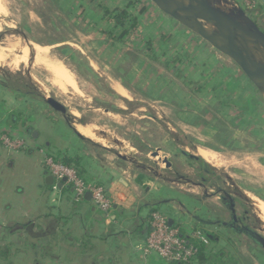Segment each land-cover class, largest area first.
Masks as SVG:
<instances>
[{
  "label": "rangeland",
  "instance_id": "374dc122",
  "mask_svg": "<svg viewBox=\"0 0 264 264\" xmlns=\"http://www.w3.org/2000/svg\"><path fill=\"white\" fill-rule=\"evenodd\" d=\"M232 1L256 19L264 30L262 1ZM108 6L112 9L116 4L112 0H0V58H4L0 62V94L14 96L21 101L18 108L22 117L18 129L28 132L30 140L34 133L40 136L43 149L36 150L35 163L41 161L42 167L47 170L46 143L52 142L59 149H69L72 146L67 140L68 133L78 136V125L92 128L100 137L107 139L106 146L79 132L83 136L80 140L90 148L96 160L95 168L102 173L99 178L104 177L105 181L85 179L103 186L114 205H124L128 198H125L121 188L110 192L104 182L116 180L117 183L120 178L130 185L132 197L139 205L146 203L145 196L141 197L146 187H135V181L140 175H145L148 178L144 182L150 190L154 189L151 186L160 185L185 193L190 197H187L188 202L195 199L202 201L201 208L192 209V216L202 215V220L209 226L195 227L193 221L191 223L186 219L181 229L191 238L196 231L202 230L218 236V245L222 249H215L207 264H264L259 258H264L261 248L217 225L218 221L227 222L222 198L230 194L237 200V210L248 211L251 224L264 234V225L251 202V198L264 202V89L254 87L255 96L248 97L246 103L241 101L243 106H248L244 111L243 108L238 109L235 100V104L230 100L227 107L206 105L197 124L189 125V115L184 116L186 113L182 110L186 105L180 108L178 104V101L189 102L186 95L188 88L183 87V82H176L178 86L170 94L161 88L159 95L157 87L146 91L144 86L142 88L139 82H135V74L139 75L140 68L135 67L139 57L134 53H130L129 61L125 62L132 78L125 75L122 79L120 70L124 69V65L120 68L118 63L111 62L113 57L119 59L121 52L118 47L112 48L114 44L111 42H119L99 31L101 25L100 21L94 20L95 14L86 15L89 9L96 14H105L109 21L108 12L113 10ZM32 45L50 48L51 55L70 73L72 83L65 80L58 82L42 65L36 64ZM26 49L29 51L24 59ZM123 61L125 59L119 62ZM114 78L128 93L120 88L117 89L120 94L114 91ZM50 98L60 103L66 113L57 112L49 106L46 99ZM253 103L257 108L255 112L251 110ZM155 153L158 155L154 156ZM205 153L213 159H206ZM118 154L129 160L120 159ZM165 159L170 162V167L163 162ZM194 159L204 161L209 170L201 172ZM3 165L0 170V264H46L44 260H35L29 251V244L34 243V240L26 242L29 235L43 236L50 223L57 221L55 227L58 231L70 232L69 240L79 239V215L69 218L76 211L65 207L58 189L52 188V212L62 218L36 217L31 211H39L41 205L35 202L37 196L34 197L32 188L27 187L28 179L17 167L8 171L7 162ZM183 202L184 199L175 198L169 211L157 210L167 217L184 211L187 212L184 216L188 217ZM94 208L97 221L104 218L103 227L107 231L106 224L110 219L95 205ZM84 220L83 224L89 227L90 219L82 217ZM5 248L7 250H3ZM62 248L58 247L60 255L63 254L60 252ZM147 250L145 253L137 252L134 248L137 258L131 259V252L127 249L123 261L128 264H141L140 260L147 263L155 255L161 264H169L156 251ZM57 262L66 264L63 257Z\"/></svg>",
  "mask_w": 264,
  "mask_h": 264
},
{
  "label": "crops",
  "instance_id": "0c3cea01",
  "mask_svg": "<svg viewBox=\"0 0 264 264\" xmlns=\"http://www.w3.org/2000/svg\"><path fill=\"white\" fill-rule=\"evenodd\" d=\"M112 2L116 4V7L111 9V7L108 6V8L113 10V12L116 10L127 9V12L130 15L134 16L137 19L138 23L137 28L132 31L129 36L124 37V42H119V44L117 42H111L112 44H114V46L110 45L114 49L115 47H118L121 50L120 53L118 52V58L120 60L125 59V61L119 62V59L115 57L111 58V62L113 64L115 63V65L118 63V67L120 65L121 68L124 65V69L120 70V76L122 77V79L125 75L128 78H132L131 75H129L130 72H127L125 68V62L129 61L128 56H130V53H134L139 57L136 59L137 65L135 67L138 66V68H140V72H138L139 75L137 76V74H135V82H139L142 88L144 86V88H146V91H152L157 87L159 95L160 93H162V91H160L161 88H163V90L165 89L167 94H170L171 92H173L172 89H175L176 86H178V83L176 82H183V87L188 88V94L186 95L189 98V102L186 103L187 101H178V104L180 108L185 105L188 106V108L185 106L182 110L184 113H186L184 114V116L189 115L188 124L193 126L197 124L196 122L199 119L200 114L202 112H205L206 107L209 105L210 107L213 104H217L220 106L223 105L227 107L230 103V100L233 104H235V100L238 102L235 104L238 109L243 108L242 110L244 111L246 108H248L247 105L243 106L241 101L244 100V103H246L248 101V97L254 95L255 86L247 80V78L242 74L239 68L227 57L216 51L200 37L196 36L194 33L182 27L179 23L163 14L156 8L154 4H152L148 0H112ZM92 14H95L94 20L100 21L99 24L101 26H99V31L101 33H111L115 38L121 35L122 29L120 27H117L116 24L111 20H106L105 14H96L95 11L89 9L86 10V15L88 17ZM262 16L263 15H261V17ZM115 79L116 78H114V80ZM117 80L118 79H116V82H114L116 85V88L113 87L114 91L119 93L117 89L120 88L128 93L122 83ZM132 80H134V78ZM198 97L202 99L198 100ZM9 99L11 100V103ZM184 102L186 104H184ZM20 104L21 101L18 100V98L14 96L8 97L6 95H2V93L0 94V134L7 133L16 137H22L29 144L28 149L18 155H11L0 144V170L2 169V167H4V162H7L8 171H13V169L17 167L19 171L22 172L24 176H26V178L28 179L27 187L32 188L31 192L35 193L34 197L37 196L35 202H39V204L41 205L40 210H32V214L43 219H61V216L57 217L56 214L52 212L53 208L50 205V195L52 193V188H55L56 186H50L47 183V177L50 175V173L42 167L41 161L35 163L34 160V158H36L34 156V154L37 152L36 150L42 147L41 140L39 138L40 136L32 135V140H30V137L28 138V132H22L18 129V122L22 117L21 110L18 108ZM197 106L198 108L196 111ZM256 109L257 108H255V105L253 103V106L251 108L252 112H255L254 110ZM67 137V140L68 142H70L72 148L68 147L69 149H59L52 142L46 143V148L48 149V151H51L52 154L64 152V154H67L71 157L74 155L78 156L81 159L80 164L88 180L103 181L104 177L103 179L99 178L102 173L100 174V172H98L95 168L96 160L94 156L91 155L90 148H87L86 145L80 140V137L75 134L68 133ZM26 159L28 162L25 163ZM147 178L148 177L145 176L141 182H138V179H140L139 176L135 181V187H146V190L143 189L145 191H142L141 194V197L145 196L146 203L139 205H136V198L134 197L133 199L132 197V193L130 192L129 187L130 185L123 183L120 178L117 180V183H115L116 180H107L106 182H104L106 183V188L110 192L121 188L125 198H128L126 200V204H124L127 206L121 204L115 205L109 217L108 215L106 216V218L108 217V219H110V221H108L109 224H106L108 225L106 227L107 231L104 230L103 227L104 218H100L99 220L102 223H99V221H97L98 218L95 217L96 210L94 209L92 201L86 200L87 202H89L88 204L92 208L93 212L95 210L94 214L92 216L90 215V217L88 218L86 214L89 213V209H87L89 207L86 206V204H78V206H75L72 203L73 192L69 189V193H67V191H64L65 188L69 187L65 186L61 190H59L57 187L56 188L60 193L59 196H61L63 203L66 205L65 207H71L72 211H76V213L71 214L72 217L69 218L74 219L79 215L78 217L80 219L77 233H81L80 237L88 234L87 230L89 231L90 227L92 228L90 230H92L93 232L97 231L98 234L107 233L109 227L116 219L115 214L117 209H124L127 211L133 210L134 212H138L137 219L123 218L115 224V234H118L120 232L126 233L125 249L127 248L128 250H130L131 254H129V257L133 259L134 257L137 258V254H135L134 248L138 245L144 244L150 233V225L145 224V222H139V218H145L146 214H148V207H159L163 210L169 211L170 203L173 202L175 198L184 199V209H187L188 219L191 223H193L192 209L199 206L202 207L203 205L202 201H200L199 199H195L194 202L192 200L191 202H188V198H190L188 195L183 192H176V190L173 191V189H168V187L160 185L154 187L151 186V188L154 189L150 190L148 186H146L147 183L144 182V180H146ZM142 205L145 207V209L140 212L139 207ZM184 213L187 212L180 211L176 216H174L173 214L171 215H173V217L175 218H180V215H183ZM82 217H84L86 220L87 218L90 219L88 221L89 227L83 224ZM133 221H136L138 224H140V226H142V237L135 235L131 231ZM56 222H51L50 226L47 228V231L42 228V230H44L45 232L43 236L31 234L33 236L32 237L31 235H29V240L27 241L30 242V240H34V243L29 244L31 248V250L29 251L33 253V257H36L38 252L39 254H41L42 245L54 244L59 248L60 246L63 247L62 249H60V252H63L62 255L58 254V248L55 252L57 255H60L64 258V263L66 264H95V261H92L93 257H91L90 259L87 257L74 256L76 247H74V239L69 240L71 238V233L64 230L58 231L55 227ZM30 223L31 222H29V224ZM75 232L76 231H74V233ZM54 236L57 237L56 240H54ZM63 239L68 240L69 245L64 243ZM133 246L135 247L133 248ZM126 250L123 251V257L126 253ZM67 257L69 258L67 259ZM259 258H261V261H264V258L262 256H260ZM44 261L46 264L58 263L57 260L52 259H46ZM146 262L147 263H143L142 260H140L141 264H161L157 256L155 255H152L149 258V261ZM124 264L128 263L124 261ZM190 264H195V262H192Z\"/></svg>",
  "mask_w": 264,
  "mask_h": 264
},
{
  "label": "water",
  "instance_id": "95a60500",
  "mask_svg": "<svg viewBox=\"0 0 264 264\" xmlns=\"http://www.w3.org/2000/svg\"><path fill=\"white\" fill-rule=\"evenodd\" d=\"M148 1L163 14L200 37L232 61L252 85L258 89H264V63L252 59L246 50L252 47L257 51H264V30L238 3L225 0L233 4L235 8L222 10L218 7L216 0ZM262 2L264 3V0ZM206 24L213 26L216 32L208 30ZM46 103L55 111L66 113L65 108L56 100L46 99ZM78 136L83 137L79 132ZM183 154L187 156L186 153ZM153 155L157 156L158 154ZM118 157L126 161L129 160L121 154H118ZM163 162L167 164V167L171 166L167 159ZM66 181L63 179L61 182H56L52 175L47 177V183L50 186H56L59 190L65 187ZM84 199L91 201V194L87 193ZM169 225H173L172 219L169 220ZM247 234L264 252V234L252 230L247 231Z\"/></svg>",
  "mask_w": 264,
  "mask_h": 264
},
{
  "label": "trees",
  "instance_id": "16d2710c",
  "mask_svg": "<svg viewBox=\"0 0 264 264\" xmlns=\"http://www.w3.org/2000/svg\"><path fill=\"white\" fill-rule=\"evenodd\" d=\"M110 14V20L116 24L117 27H120L122 29L121 35L117 36L116 38L113 37L111 33H106L111 38L115 39L118 42H124V37L129 36L132 31H134L137 28V19L130 15L127 12V9L123 10H116L115 12H108ZM115 13V15H114ZM25 124V122H23ZM23 124V126H24ZM46 152L48 153L47 158H53L55 162L60 163L67 167H74L78 170V174L86 180V175L84 174V171L81 167V159L78 156H68L67 154H64V152H58L56 154H52L51 151H48L46 147H44ZM43 149V148H41ZM197 164L200 166V171H207L209 170V166L207 164L200 160V159H194ZM145 175H140V179H138V182H141L144 179ZM69 190H71L74 194L73 188H65L64 191L69 193ZM72 203L75 206H78V204H86L89 209L88 214H86L88 217L94 214L92 208L89 206V202H87L85 199H83L80 203H77L75 199H72ZM200 207V206H199ZM159 207H148V214L145 218H139V222H145V224L151 225L153 214L155 212H159L157 210ZM201 208V207H200ZM95 209V208H94ZM145 207L142 205L139 207V211H143ZM205 209V208H204ZM137 213L133 210L127 211L124 209H117L116 211V219L113 221V224L109 227V230L107 233L104 234H98L97 231H88V234H86L83 237H80L79 239L74 238V247H76V252L74 253V256L76 257H87L90 258L93 257L92 261H95V264H124L123 261V251L125 249L126 245V233L120 232L118 234H115V224L121 219H137ZM167 216V215H166ZM168 218L173 220L172 228H181L183 226V222L188 219L187 216L180 215V218H175L173 215H168ZM88 219V218H87ZM203 216H195L193 215V222L195 223V227H199L198 225H201L203 227L209 226L207 222L203 221ZM85 223V220L83 221ZM99 223H102L99 221ZM142 226L138 224L136 221H133L131 226V231L137 235L142 237L143 230L141 229ZM151 231V230H150ZM183 237L190 242L191 244L195 245L196 248H198V253L195 259L192 262H195V264H207L212 259V255L215 251V249H219L221 251V246L218 245V236L211 235L204 230L200 231V233L207 239L208 244H205L200 239H193L190 238L188 233L184 230H180ZM150 234V233H149ZM149 236V235H148ZM57 237L54 236V240H56ZM64 240V243L69 245L68 240ZM26 242H28L26 240ZM38 243V242H37ZM71 245V244H70ZM41 254L39 252L37 253V256L35 257V260L43 261L46 259H52V260H59L61 258L60 255L56 254V250L58 248L57 245L51 244V245H42L41 246ZM7 250V249H4ZM66 253V252H65ZM191 262V263H192ZM170 264H179V263H170Z\"/></svg>",
  "mask_w": 264,
  "mask_h": 264
},
{
  "label": "built area",
  "instance_id": "2783aa9c",
  "mask_svg": "<svg viewBox=\"0 0 264 264\" xmlns=\"http://www.w3.org/2000/svg\"><path fill=\"white\" fill-rule=\"evenodd\" d=\"M0 144L11 155L21 154L29 147L28 142L24 138L7 133L0 134ZM46 166L48 172L55 178L56 182H61L63 179L67 180L65 186L74 189V199L76 202H81L86 194L90 193L93 204L109 217L115 205L103 186L87 182L78 174L76 168L57 163L53 158L48 157L46 159ZM169 220L170 218L164 214L155 212L149 236L144 244L136 246L135 249L144 253L148 252L147 249L156 251L169 264H189L197 256L198 248L183 237L180 232L181 228H172L169 225ZM186 225L188 224L186 223ZM192 238L200 239L205 244H208L207 239L200 231H196Z\"/></svg>",
  "mask_w": 264,
  "mask_h": 264
},
{
  "label": "bare ground",
  "instance_id": "6f19581e",
  "mask_svg": "<svg viewBox=\"0 0 264 264\" xmlns=\"http://www.w3.org/2000/svg\"><path fill=\"white\" fill-rule=\"evenodd\" d=\"M218 7L222 10H230V8H235L233 4L225 1V0H216ZM0 12H2V8L0 7ZM206 28L212 32H216L215 28L211 25L206 24ZM2 26L0 23V32H1ZM33 51L35 53L34 62L36 64L42 65L50 74L52 78L57 80L58 82L62 83V80L71 82L70 73L65 69V67L57 60L55 59L51 53L50 48L48 47H41L39 45H32ZM25 49V48H24ZM248 52V55L260 62L264 63V51H257L254 48L250 47L246 49ZM28 51L23 52L24 59L28 56ZM2 56V55H1ZM4 57V56H3ZM4 59V58H2ZM0 58V62L2 60ZM53 82V81H52ZM72 83V82H71ZM55 85V83H54ZM58 85V83H57ZM59 86V85H58ZM61 86V85H60ZM59 86V87H60ZM67 86V85H66ZM58 87V88H59ZM62 88V87H60ZM63 90V89H62ZM66 90V89H65ZM263 97H264V91H263ZM77 130L86 138H89L91 140H95L98 143L102 144L103 146H106L107 139L104 137H100L95 130H92V128L84 127L81 125L77 126ZM206 156H204L206 159L211 160L213 157L205 153ZM252 205L254 207L255 212L257 213L258 218L264 225V202L257 199V198H251Z\"/></svg>",
  "mask_w": 264,
  "mask_h": 264
},
{
  "label": "flooded vegetation",
  "instance_id": "af4514ba",
  "mask_svg": "<svg viewBox=\"0 0 264 264\" xmlns=\"http://www.w3.org/2000/svg\"><path fill=\"white\" fill-rule=\"evenodd\" d=\"M262 4H263L262 6L264 7L263 2ZM261 15L264 16V14H261ZM258 24L260 25L259 22ZM222 200H223V207L225 210V214L226 216H228V219H227V222L218 221L217 225L223 227L224 229L231 231L233 234L237 236H243L246 238V240L255 244L254 241L248 236L247 231L252 230L258 233H262V232L258 230L254 225L251 224L250 222L251 219L248 216V211L244 210V211L239 212L237 210V200L231 198L230 194H227V196L223 197Z\"/></svg>",
  "mask_w": 264,
  "mask_h": 264
}]
</instances>
